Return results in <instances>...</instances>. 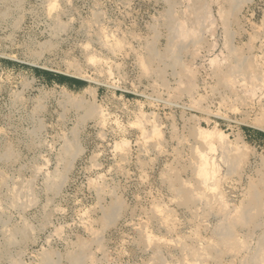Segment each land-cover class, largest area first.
Here are the masks:
<instances>
[{"label": "rangeland", "instance_id": "1", "mask_svg": "<svg viewBox=\"0 0 264 264\" xmlns=\"http://www.w3.org/2000/svg\"><path fill=\"white\" fill-rule=\"evenodd\" d=\"M15 1L0 0V155H15L0 160V264H73L78 251L83 264L264 259V0H91L77 19L54 0L65 34L36 46L17 35ZM70 97L101 113L81 117Z\"/></svg>", "mask_w": 264, "mask_h": 264}, {"label": "bare ground", "instance_id": "2", "mask_svg": "<svg viewBox=\"0 0 264 264\" xmlns=\"http://www.w3.org/2000/svg\"><path fill=\"white\" fill-rule=\"evenodd\" d=\"M231 1V0H230ZM239 1V0H238ZM20 4H21V2H20V0H17V1H15V4H13L15 7H18V9L20 8ZM8 7H10V6H8ZM14 7V8H15ZM23 8V7H22ZM171 8V7H170ZM204 8V7H203ZM168 9V8H167ZM202 9V8H201ZM200 9V10H201ZM7 11V10H6ZM19 11H20V9H19ZM167 11H169V10H167ZM15 12V11H14ZM63 14V13H62ZM93 14V13H92ZM171 14V13H170ZM2 15H3V13H2ZM102 15V14H101ZM3 16H5V15H3ZM7 16V15H6ZM98 16V15H97ZM61 17V16H60ZM99 17V16H98ZM59 18V16H56L54 19H58ZM20 19V18H19ZM103 19V18H102ZM60 20V19H59ZM59 20H55L56 22L54 23L55 25H56V30H58V31H65V29H66V25L67 24H64V23H62L61 21V23L62 24H60V22H59ZM94 21V20H93ZM59 23V24H56V23ZM66 22V21H65ZM167 22L170 24V23H172V18L170 17V18H168L167 17ZM89 23V22H88ZM101 23V22H100ZM90 24V23H89ZM15 26V25H14ZM17 26V25H16ZM88 26V25H87ZM59 27V28H58ZM174 27V26H173ZM85 29V28H84ZM88 29V28H87ZM172 30V29H171ZM173 30H175L176 31V29H174L173 28ZM154 34V33H153ZM173 36V35H172ZM57 39V38H56ZM174 39H176V38H174ZM51 40V39H50ZM172 40V39H171ZM170 41V40H169ZM173 42H174V40H172ZM44 42V41H43ZM42 42V44L40 45V47H41V50H45V49H51V48H53L54 46H56L57 44H55L56 42H52V41H46L45 43H43ZM180 42V41H179ZM151 43V42H150ZM172 43V42H171ZM171 43H170V45H171ZM181 43V42H180ZM182 44H183V42H182ZM176 45V44H175ZM178 45V44H177ZM180 45V44H179ZM156 47V46H155ZM171 48V47H170ZM174 48V47H173ZM177 48V47H176ZM183 48V47H182ZM181 49V48H180ZM39 50H40V48H39ZM182 50V49H181ZM187 50V49H186ZM169 51V54L171 55L170 57L172 58V60H173V62H177L178 60H179V55H178V53L174 50V52H173V50H172V48L171 49H169L168 50ZM179 51V50H178ZM181 52V51H180ZM150 54H151V58H153L154 60H156L155 58H158L159 57V55H158V53H157V51H156V49L154 48V47H152V48H150ZM162 58V57H161ZM183 58V57H182ZM163 59V58H162ZM164 60H165V58H164ZM157 61V60H156ZM163 61V60H162ZM168 61V60H167ZM165 63V62H164ZM171 63V62H170ZM173 64V63H172ZM174 65H175V63H174ZM182 65V64H181ZM183 67V66H182ZM68 104H70V105H73V106H75L76 108H79V109H81L82 110V116L81 117H83V118H85V117H87V118H89V117H91V116H93V115H95L96 114V112H97V110H96V108L93 106H91V105H88V104H85L83 101H78V100H76V99H73V98H71L70 97V99H68ZM13 107V106H12ZM41 108V107H40ZM39 108V109H40ZM99 113H101L100 112V110L98 111ZM98 112H97V114H98ZM99 115V114H98ZM82 118V119H83ZM91 119V118H90ZM78 128V127H77ZM34 131V130H33ZM73 131V130H72ZM74 133V132H73ZM74 134H76V133H74ZM34 135V134H33ZM36 135V134H35ZM79 135H77V137H78ZM73 137V136H72ZM75 137V136H74ZM33 139V138H32ZM66 139V138H65ZM78 139V138H77ZM34 140V139H33ZM77 141L78 140H76V138L75 139H72V140H67V144H66V146H65V149H64V161L66 162V164H68V166L70 167L71 166V164H72V162H71V159L74 157V156H76V153H78V151H79V146H78V143H77ZM32 142V141H31ZM33 145V144H32ZM31 145V146H32ZM12 146V145H11ZM83 149V148H82ZM13 150V149H12ZM230 151V150H229ZM2 153V152H1ZM81 153V152H80ZM59 155V154H58ZM13 156H15L14 155V153L9 149H7V151H5V153L4 154H1L0 155V160L1 161H3V162H10L11 161V158H13ZM63 156V155H62ZM229 158H230V156H228ZM76 157H74V159H75ZM227 158V157H226ZM15 160V159H14ZM75 161V160H74ZM58 162V161H57ZM232 162V161H231ZM231 162L229 163L230 165H231ZM233 163V162H232ZM235 164H237V163H235ZM68 166H67V168H68ZM236 167V166H235ZM63 169V168H62ZM204 169V168H203ZM202 169V170H203ZM2 171V170H1ZM205 171H207V170H205ZM209 172V171H208ZM8 174V173H7ZM61 176H63V173L61 172ZM65 174V173H64ZM203 174V173H202ZM209 174V173H208ZM211 174V173H210ZM61 176H59V177H61ZM56 177V176H55ZM46 178H48V177H46ZM208 178V177H207ZM45 179V178H44ZM60 179V178H59ZM59 179H58V182L60 183V181H59ZM65 179V178H64ZM49 180V179H48ZM55 180V179H54ZM56 182V181H55ZM58 182H56V183H58ZM4 183V182H3ZM47 183V182H46ZM52 183H54V182H52ZM56 183H54V184H51V186H49V187H51V189H53V188H57V187H60V186H58V184H56ZM1 185V184H0ZM24 185V184H23ZM27 185V184H26ZM12 189H14V188H12ZM11 189V190H12ZM58 189V188H57ZM101 190V189H100ZM19 192H21L20 190H19ZM19 195V194H18ZM21 195V194H20ZM15 196V195H14ZM7 197V196H6ZM18 198V197H17ZM8 199V198H7ZM117 199V198H116ZM14 200V199H13ZM263 200V199H262ZM261 200V197H260V194H255L254 195V197H253V205H254V207H253V209L255 210H258V211H262L263 210V201ZM118 201V200H117ZM14 202V201H13ZM116 202V201H115ZM124 203V202H123ZM122 203V204H123ZM8 205V204H7ZM23 207H25V206H23ZM122 207V206H121ZM116 208H118V204H116L115 206H114V208H112V211L110 212L111 213V216L110 215H107L106 216V220L107 221H109L110 222V220L111 219H114V214H116ZM110 210V209H109ZM249 211H251V209H248L247 211H246V213L247 214H249L248 212ZM257 213V212H256ZM108 214V213H107ZM260 215H258V216H256V217H254L253 218V220H252V223H253V225H257L258 223H259V221H260V217H259ZM116 217V216H115ZM245 219L246 220H249L250 218H248V216H245ZM264 219V218H263ZM105 220V221H106ZM264 221V220H263ZM6 222V221H5ZM48 222V221H47ZM262 222V221H261ZM9 223V222H8ZM227 223H228V220H227ZM226 223V225H225V223H223L224 225H219L218 227H217V229H216V234L218 235V236H220L221 237V240H223L224 242H226L227 241V238L231 235L232 236V232L230 231L231 229H230V226L228 225ZM262 223H264V222H262ZM6 224V223H5ZM24 224V223H23ZM261 224V223H260ZM27 225V224H26ZM260 226V225H259ZM28 227V226H27ZM30 227V226H29ZM252 227V226H251ZM256 227V226H255ZM6 228V227H5ZM3 229V228H2ZM7 229V228H6ZM21 229V228H20ZM20 229H18V230H20ZM17 229H16V232L18 231ZM10 231V230H9ZM21 232H24V230H20ZM7 232V231H6ZM96 232V231H95ZM254 232V231H253ZM93 233V232H92ZM20 234V233H19ZM91 234V233H90ZM96 234V233H95ZM25 235V234H24ZM261 235V234H260ZM23 236V235H22ZM263 235H261L260 237H262ZM15 237V236H14ZM259 237V239L258 240H260L261 239V241H262V238H260ZM25 238V237H24ZM28 239V238H27ZM96 239H98V238H96ZM264 239V238H263ZM15 241V240H14ZM99 242V241H98ZM12 243H14L13 242V239H12V237H10L6 242H5V244L6 245H12ZM86 243V242H85ZM89 244V243H88ZM71 245V244H70ZM74 245H76V244H74ZM91 245V244H90ZM257 245H259V244H257ZM92 246V245H91ZM261 246H262V249L264 248V242H262V244H261ZM258 247V246H257ZM2 248H4L5 249V247H2ZM1 247H0V254H2V255H6V253H7V251H5L4 249H2ZM255 248V247H254ZM9 249V248H8ZM83 249V248H82ZM250 250V249H249ZM248 250V251H249ZM255 250V249H254ZM53 251V250H52ZM51 251V252H52ZM262 251V250H261ZM46 252V251H45ZM45 252H44V254H45ZM55 252V251H54ZM78 252H80V251H78ZM73 253V254H71V255H69V259L72 261V263L73 264H83V261H84V257L85 256H83L84 255V253ZM254 252V251H253ZM258 251H256V255L258 254V253H260V252H258ZM91 253V252H90ZM48 254V253H47ZM255 254L253 255V256H255ZM262 254V253H261ZM261 254H260V256H261ZM20 255V254H19ZM42 255V254H41ZM49 255H51V254H49ZM87 255H89V254H87ZM259 255V254H258ZM21 256V255H20ZM52 256V255H51ZM244 256V255H243ZM252 256V258H250V260L248 259V260H246V262H244L243 260V262H244V264H264V262H262L264 259L262 258V260H258L259 258H260V256L258 257V259H257V257L255 256V257H253ZM17 257V256H16ZM44 257V256H43ZM46 258L44 259V264H53V262H54V260H51L52 258L50 257V256H45ZM247 257V256H246ZM248 257H250V256H248ZM262 257H264V256H262ZM90 258V257H89ZM14 259V258H13ZM57 259V258H56ZM55 259V260H56ZM242 259V258H241ZM240 259V260H241ZM261 259V258H260ZM16 260V259H15ZM15 260H14V262H15ZM86 260V259H85ZM165 260V259H164ZM17 263H18V261H17ZM166 263H168V262H166ZM238 263H241V261L240 262H238ZM42 264V263H41ZM176 264V263H175ZM243 264V263H242Z\"/></svg>", "mask_w": 264, "mask_h": 264}, {"label": "built area", "instance_id": "3", "mask_svg": "<svg viewBox=\"0 0 264 264\" xmlns=\"http://www.w3.org/2000/svg\"><path fill=\"white\" fill-rule=\"evenodd\" d=\"M52 1L54 0H25L24 20L17 29V35L31 38L36 46L43 38L65 34L63 31L56 30L57 27L54 24L56 19L54 18L59 16L57 19L59 20L61 15H58L56 11H51ZM90 2L91 0H67V4L63 3L68 5L72 19H77L82 18L83 13L91 12Z\"/></svg>", "mask_w": 264, "mask_h": 264}, {"label": "crops", "instance_id": "4", "mask_svg": "<svg viewBox=\"0 0 264 264\" xmlns=\"http://www.w3.org/2000/svg\"><path fill=\"white\" fill-rule=\"evenodd\" d=\"M70 78H73V77H70ZM38 80H40V79L38 78ZM86 81L87 80H85V79L78 80V78L77 79L73 78V81L71 83L65 84L64 86H66V87L68 86L69 88L73 89L74 91L78 90L79 92H82L85 94L91 89L90 83H88V81L87 82ZM97 95H99V89L97 90Z\"/></svg>", "mask_w": 264, "mask_h": 264}, {"label": "trees", "instance_id": "5", "mask_svg": "<svg viewBox=\"0 0 264 264\" xmlns=\"http://www.w3.org/2000/svg\"><path fill=\"white\" fill-rule=\"evenodd\" d=\"M48 78L50 81H55L59 84H68L73 81V78L67 77L64 74L48 73Z\"/></svg>", "mask_w": 264, "mask_h": 264}]
</instances>
